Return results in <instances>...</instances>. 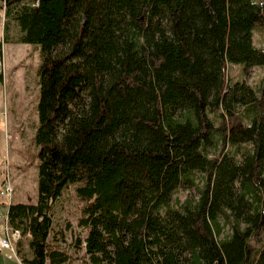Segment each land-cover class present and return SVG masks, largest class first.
Listing matches in <instances>:
<instances>
[{
	"label": "trees",
	"instance_id": "16d2710c",
	"mask_svg": "<svg viewBox=\"0 0 264 264\" xmlns=\"http://www.w3.org/2000/svg\"><path fill=\"white\" fill-rule=\"evenodd\" d=\"M3 8L19 27L15 41L38 44L43 57L38 199L7 209L10 227L29 237L22 264L66 262L49 235L69 186L84 203L88 264H264V76L254 88L226 73L229 63L264 66L253 43L264 0ZM197 174V197L172 202Z\"/></svg>",
	"mask_w": 264,
	"mask_h": 264
},
{
	"label": "rangeland",
	"instance_id": "374dc122",
	"mask_svg": "<svg viewBox=\"0 0 264 264\" xmlns=\"http://www.w3.org/2000/svg\"><path fill=\"white\" fill-rule=\"evenodd\" d=\"M1 4L2 0H0V10L3 8ZM3 22L7 25L4 39L8 43L19 34L20 30L16 22L11 19L4 17ZM1 32L0 26V36ZM253 43L257 47H264L263 25L254 28ZM42 61L41 48L38 44H30L28 48L17 44H6L3 57L0 58V186L7 171L13 183L10 198L0 195V218L7 213L10 204L37 203L40 160L37 154L39 147L34 142V137L39 125L38 71ZM226 73L231 83L244 81L257 88L264 76V66L246 68L244 63H229ZM210 116L215 123L220 121L217 114H210ZM232 149V146L227 145L225 151ZM219 151V144L212 145L209 148V155H217ZM202 181V176L197 174L192 185L184 184L174 191L172 202L181 203L185 199L196 198ZM83 207L84 203L76 197L75 187L69 186L64 188L50 211L53 224L49 243L51 248L66 254L67 260L62 264H88V255L83 243L88 228L79 224L80 219L84 217ZM226 232L227 226L224 228V233ZM78 239L81 240L80 244ZM28 241V236H21L19 242L17 241L18 245L16 242L20 262L22 258L32 256ZM252 243L257 247L260 245L254 241ZM6 259L7 257H0V264H6ZM10 264L20 263L18 260H11Z\"/></svg>",
	"mask_w": 264,
	"mask_h": 264
},
{
	"label": "built area",
	"instance_id": "2783aa9c",
	"mask_svg": "<svg viewBox=\"0 0 264 264\" xmlns=\"http://www.w3.org/2000/svg\"><path fill=\"white\" fill-rule=\"evenodd\" d=\"M13 192V183L10 178V174L6 173L0 186V195L11 197ZM21 238L19 229H13L10 227L7 221V216L0 223V253L5 254L8 259L18 260V254L16 250V242Z\"/></svg>",
	"mask_w": 264,
	"mask_h": 264
},
{
	"label": "crops",
	"instance_id": "0c3cea01",
	"mask_svg": "<svg viewBox=\"0 0 264 264\" xmlns=\"http://www.w3.org/2000/svg\"><path fill=\"white\" fill-rule=\"evenodd\" d=\"M2 6H3V0H2V4H1ZM0 26H1V28H2V32H1V36H0V51H1V56H0V58H2L3 57V52H4V46L6 45V44H17V45H22V46H24V48H28V46H30V44H23V43H17L16 41H15V39H16V37L18 36H15V38H12V39H10L9 41L10 42H8V43H6L5 41L6 40H4V34H5V32H4V17H5V14H4V8H2V10H0ZM2 17V18H1ZM20 50V49H19ZM27 51V50H26ZM7 216V213L3 216V217H1L0 218V223H2L3 222V219L5 218ZM18 242H19V240H18ZM18 242H17V245H18ZM6 257L5 256V254H2V253H0V257ZM10 262H11V259H6V264H10ZM20 264H21V262L20 261H18Z\"/></svg>",
	"mask_w": 264,
	"mask_h": 264
}]
</instances>
